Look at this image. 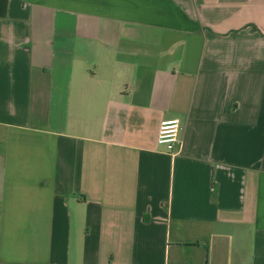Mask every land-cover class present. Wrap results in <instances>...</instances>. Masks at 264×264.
Returning a JSON list of instances; mask_svg holds the SVG:
<instances>
[{
  "label": "crops",
  "instance_id": "0c3cea01",
  "mask_svg": "<svg viewBox=\"0 0 264 264\" xmlns=\"http://www.w3.org/2000/svg\"><path fill=\"white\" fill-rule=\"evenodd\" d=\"M0 264H264V0H0Z\"/></svg>",
  "mask_w": 264,
  "mask_h": 264
},
{
  "label": "built area",
  "instance_id": "2783aa9c",
  "mask_svg": "<svg viewBox=\"0 0 264 264\" xmlns=\"http://www.w3.org/2000/svg\"><path fill=\"white\" fill-rule=\"evenodd\" d=\"M179 118L163 119L160 121L157 133V142L173 151L179 144Z\"/></svg>",
  "mask_w": 264,
  "mask_h": 264
}]
</instances>
